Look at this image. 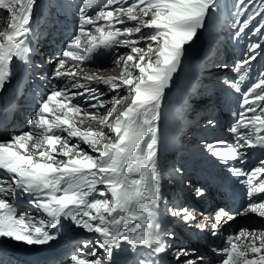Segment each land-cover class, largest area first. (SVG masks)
I'll list each match as a JSON object with an SVG mask.
<instances>
[{
  "label": "snow or ice",
  "instance_id": "6c2138e0",
  "mask_svg": "<svg viewBox=\"0 0 264 264\" xmlns=\"http://www.w3.org/2000/svg\"><path fill=\"white\" fill-rule=\"evenodd\" d=\"M36 3L0 0V9L10 14L0 30V91L12 79L14 67L29 61ZM233 7L237 19L232 38L257 40L249 41L234 64L237 80L229 84L241 96L240 111L229 129L235 142L225 146L218 140L205 147L226 166L230 161L248 163V150L264 153V69L246 91L240 87L258 53L264 52V0H234ZM221 10L220 0H81L76 31L49 76L63 81L62 86L39 99L28 131L0 141V244L50 245L65 227H75L95 235L83 241L85 250L70 255L67 264H118L121 253L145 248L147 255L138 264H162L169 251L178 264H201L203 257L187 248L171 249L175 234L165 232L159 219L164 194L157 167V122L183 57L198 31ZM101 55L121 67L119 76L78 78L76 69ZM69 61L71 70L66 69ZM101 84L107 92L100 91ZM124 102L127 106L117 113ZM90 109L105 111L96 114ZM84 123L98 127L82 130L78 124ZM228 170L246 178L240 182L250 202L236 213L219 208L201 228H210L213 237L238 215L264 218V158L251 170ZM204 194L202 188L195 189L197 198ZM21 197L43 217L19 214L9 198ZM253 197L259 202H252ZM167 211L185 224L196 220L187 207ZM242 238L247 242L238 243ZM214 251L220 264H264V228H241Z\"/></svg>",
  "mask_w": 264,
  "mask_h": 264
},
{
  "label": "bare ground",
  "instance_id": "6f19581e",
  "mask_svg": "<svg viewBox=\"0 0 264 264\" xmlns=\"http://www.w3.org/2000/svg\"><path fill=\"white\" fill-rule=\"evenodd\" d=\"M78 6H79V4L75 5V8L78 9ZM224 11H225V8H224ZM224 11L222 12V15L218 14L216 17L212 18L208 22L206 28H204V29L202 28L201 30H199L197 37L194 39V41L192 43L193 44L192 51L195 50V52H196L197 49L199 50L204 46L205 39L210 40L209 38H211V42H210L212 44L211 49L207 50L206 52L204 50V52L202 53L204 55H198L194 52V54L192 55V57H193L192 59H193L194 64H195L194 66L192 63L189 64L187 62V58H189L188 57L189 53H187V55L185 57H183V59H182V65H181L179 71L175 75V80L172 82L171 86L166 90L165 100H163V102H166V96L168 94L169 95L174 94L173 92L176 89H180L179 85H183L184 82H180L177 85L178 79H179V81H182L186 78L188 79V77H189V80H187V82L180 89V99H179L180 105H177V106H179V108L184 107L183 111L180 112V110H178L179 108L178 109L174 108L175 110H177V113L170 112V110L167 109V106H163L165 104L162 103V108L160 111V119L157 122L158 129L163 136V137H161L162 140H164L168 143H172L174 148L177 149L176 153L182 154L183 157H185V159H187V160L193 159V157L197 156V154H199V155L204 154L206 145H204L203 153H202L198 149V148H200V146L196 147V143L192 139V137L184 138L188 134L190 135V133L194 132V131H192L193 129H196L198 127H197V124L192 125V124L187 123V124L182 125V123H183L182 121H184L185 115L187 116L185 120H188V119L196 120V119H198V115H196L197 111L193 110L195 108V105L192 104V101L193 102L195 101V103H196V101H198L197 97L200 95V91L202 90V88H205L207 90H213V88L215 87L214 86L215 81L212 79V77L214 75L217 77L221 76L225 73V70L228 69V68L225 69L223 67H219V65H222V63L225 62L224 58H226L228 56L227 52L223 56H221V59H214L216 55L220 56L219 52H222L225 50V46L223 43V42H225L224 37L227 40L228 37L232 36V34L235 31L234 21L237 19V17H235L234 13H235L236 9L234 8L233 11H232V9L230 10L231 15L228 14L229 17L224 15L225 14ZM36 14H37L36 11H34V15H36ZM74 19H76V17L72 18V20H74ZM198 38H200V39H198ZM255 40H257V37H255V36H251V37L245 36L244 38H241L239 40V42H237L236 40H233L232 42L237 43L236 44L237 46L245 49L247 47L249 41L254 42ZM31 48L33 49L31 55H33L35 57L40 56L41 59L43 57H45V53H43V51H45L46 49H40V48H35V47H31ZM120 49H119V51H120ZM35 51H37V52H35ZM38 51H39V53H38ZM120 52H122V51H120ZM50 55H52V54H50ZM50 57H52V56H50ZM55 61H56V59L51 60V62H50V64H51L50 68L51 69L54 68ZM214 62H217L218 64L217 65L215 64L213 67L212 66L208 67V69L206 68V66H208L210 63H214ZM254 63L258 64V66L260 68L264 69V52L258 53L257 60L254 61ZM91 64H94V61L90 62V63H86L84 66H89ZM106 65L116 69L115 70L116 74H118L121 71V67L113 65L110 61ZM188 65L190 68H192L191 70H189ZM202 66H204V68L199 71V69L202 68ZM66 67H67V65H66ZM214 68H218V71H217L218 73L213 74V75H212V73L208 74V71H211ZM180 74H181V77H180ZM196 75H198V76H196ZM88 76H99V77H103V78H109L108 73L93 74V73L87 72L84 74V70L78 72V78H85ZM208 77L210 78V80H204V78H208ZM190 78H192V79H190ZM174 82L176 84H173ZM35 83L37 85H39V82L36 81ZM62 84H63V81L60 82L59 86H62ZM4 89L7 91L8 87L5 86ZM99 89L102 92H107V89L103 84L99 85ZM195 91H197V92L194 94ZM193 96L195 98H193ZM105 99H107V97H105ZM171 100H173V99H171ZM124 103L127 104V102H124ZM204 104H205L204 102H201L200 105H204ZM207 106H208V104H207ZM108 107H111V105H108ZM162 109H165V111H162ZM101 110L102 109L99 110V113H96V110L90 109V111H92L93 113L104 114V112H100ZM117 110H118V107H117ZM176 116H179V117H176ZM174 122H176L177 124L174 125ZM208 125L210 128H208V130L206 132L211 131V126L209 123H208ZM94 126H95V128L98 127V125L97 124L95 125V123L82 124V125L78 124V127H80L82 130L90 128V127H94ZM173 128L176 129V131H178L176 133V135L173 133ZM17 134H19V133H17ZM186 139H191L192 141L190 140L191 142H187ZM76 142L77 141L75 139L72 140V143H76ZM84 146L85 145L81 143V147L84 148ZM86 151H88L90 154L94 155V153H92L90 149L86 150ZM162 161H164V163L167 167L173 166V164L176 166V164H177L176 159L172 156L171 157H164L162 159ZM161 168H162V170H165L164 164H161ZM179 178H181V177H179ZM182 178H183V175H182ZM164 180H165V178L161 175V181L163 184H165ZM167 180L171 181L170 178ZM185 187H187V186L185 185ZM185 187L182 188L179 184L178 185L173 184L172 187H169L168 185L164 186V188L170 189L173 191L171 201L174 203V206L184 207V205H182V203L185 202V199L182 200V197H184V195H185V198H187V199H189L191 197V196H189L190 193H188V190H190V188L186 189ZM196 199H198V198L196 197V195L194 193L193 197H191V200L194 201ZM176 218H178V217H176ZM185 225H187V224H185ZM182 259H183V257L181 258V260ZM204 260H206V258H204L201 261V264H203Z\"/></svg>",
  "mask_w": 264,
  "mask_h": 264
},
{
  "label": "rangeland",
  "instance_id": "374dc122",
  "mask_svg": "<svg viewBox=\"0 0 264 264\" xmlns=\"http://www.w3.org/2000/svg\"><path fill=\"white\" fill-rule=\"evenodd\" d=\"M225 2V3H224ZM220 3H221V5H222V10H221V12L219 13V15H222V12L224 11V8H225V11H224V15H226L227 17H229V15L228 14H230L231 15V9H232V11H233V9H234V7H233V3H234V0H220ZM225 6V7H224ZM207 27V26H206ZM205 27V28H206ZM204 29V28H203ZM146 31V30H145ZM204 33V32H203ZM232 36H233V34H232ZM231 36V37H232ZM249 37H251V36H249ZM201 38V37H200ZM200 38H198V39H200ZM210 40H208V39H205V42H204V46L201 48V49H197L196 50V52H195V50H193L192 51V47H193V44L189 47V49H188V52L187 53H189V55H188V57L189 58H187V62L190 64V63H192L193 64V66L195 65L194 64V61H193V57H192V55L194 54V52L196 53V54H198V55H204V54H202L203 52H204V50H205V52L207 51V50H210L211 49V46H212V44L210 43L211 42V38H209ZM224 40H225V42H227L226 41V39H225V37H224ZM232 40H235V39H232ZM224 43V42H223ZM120 51H122V52H125V51H127V49H124V48H121L120 49ZM209 52V51H208ZM220 53V57L221 56H223L225 53H226V51L224 50V51H222V52H219ZM187 55V54H186ZM209 56V55H208ZM217 65L218 63L217 62H214V63H210L208 66H206V68L208 69V67H213L214 65ZM105 66H107V65H105ZM86 67H88V66H86ZM188 67H189V65H188ZM106 68V67H105ZM204 68V66H202V68H200L199 69V71L200 70H202ZM180 69V68H179ZM179 69H178V71H179ZM192 68H190L189 67V70H191ZM115 70L116 69H114V68H112V67H110V66H108L106 69H104V70H92V69H89V70H84V74L85 73H87V72H90V73H93V74H99V73H101V74H104V73H108V77H117V76H119V73L118 74H116V72H115ZM80 71H82V70H80ZM213 71V72H212ZM218 71V68H214V69H212L211 71H208V74H211L212 73V75L213 74H216V73H218L217 72ZM184 73V72H183ZM182 74V73H181ZM181 74H180V77H181ZM176 75V74H175ZM175 75H174V78H173V81L175 80ZM196 76H198V75H196ZM215 76V75H214ZM217 77V76H216ZM190 79H192V78H190ZM187 80H189V77H188V79L186 78V79H184V80H182V81H179V79L177 80L178 82H177V85L180 83V82H184L183 83V85L187 82ZM172 81V82H173ZM216 81H217V79H216ZM172 82H171V84H172ZM171 84H170V86H171ZM173 84H176L175 82L173 83ZM183 85H179V88L181 89L182 88V86ZM200 88V87H199ZM180 89H176L173 93L174 94H168L167 96H166V102H163L162 101V103L163 104H165V105H163V106H167V109L168 110H170V112H173V113H177V110H175V109H178L179 108V106H177V105H180V102H179V99H180ZM203 89V88H202ZM167 90V89H166ZM198 91V90H197ZM197 91H195L194 92V94L197 92ZM195 96V95H194ZM193 96V98H195ZM171 99H173V100H171ZM164 100H165V98H164ZM169 102V103H168ZM197 102V101H196ZM192 104L193 105H195V101L193 102L192 101ZM192 105V106H193ZM127 106V104L126 103H122L121 105H119V106H117L118 107V110H117V113H119L120 111H123L124 110V108ZM207 107H210L209 105L207 106ZM175 108V109H174ZM183 108L184 107H181V108H179L178 110H180V112H182L183 111ZM186 110V109H185ZM194 110V109H193ZM105 110L104 109H102L100 112H104ZM162 111H165V109H162ZM195 111V110H194ZM186 115H185V117H184V120L186 119ZM183 122V121H182ZM84 124H89V123H84ZM96 125V124H95ZM174 125H176V124H174ZM197 127H198V125H197ZM87 129H95V126L94 127H90V128H87ZM197 130V128L196 129H193L192 131H196ZM173 133L175 134V132H176V129H174L173 128ZM191 135V134H190ZM189 134L187 135V136H185L184 138H189V137H191ZM191 139H186V141L187 142H191L190 141ZM84 149L85 150H89V148H88V146L86 145V146H84ZM199 150H200V152H202L203 153V148L201 149V148H198ZM91 150V149H90ZM207 152H205L204 151V154H206ZM176 155H179V153H176ZM164 157H169L168 155H166V154H164L163 155V157L161 158V164H164V167H167L166 165H165V163H164V161H162V159L164 158ZM172 157H174V156H172ZM175 158V157H174ZM62 159V158H61ZM173 166H175L174 164H173ZM179 172V173H178ZM176 174H177V176L178 175H180V171H176L175 172ZM168 172H163V174H160V175H162L164 178H165V180H164V183L165 184H163L164 186H166V185H168L169 187H172L173 186V184L171 183V181H168L167 180V176H168ZM181 178H179V181L182 179V175L180 176ZM187 186V185H186ZM182 188L183 187H185V185H183V186H181ZM186 189L187 188H190V187H185ZM190 190H192V189H190ZM190 190H188V193H190L189 194V196H191V197H193L192 196V193H191V191ZM190 197V198H191ZM189 198V197H188ZM185 199V198H184ZM183 199V200H184ZM182 205H186V203H182ZM185 207H187L188 208V206L186 205Z\"/></svg>",
  "mask_w": 264,
  "mask_h": 264
}]
</instances>
